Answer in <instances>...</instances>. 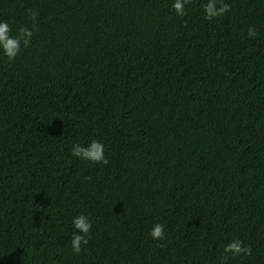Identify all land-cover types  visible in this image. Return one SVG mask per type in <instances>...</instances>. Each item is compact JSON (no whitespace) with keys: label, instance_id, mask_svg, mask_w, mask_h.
Here are the masks:
<instances>
[{"label":"trees","instance_id":"trees-1","mask_svg":"<svg viewBox=\"0 0 264 264\" xmlns=\"http://www.w3.org/2000/svg\"><path fill=\"white\" fill-rule=\"evenodd\" d=\"M201 2L0 0L37 13L0 58V264H216L234 238L252 252L227 264H264V0ZM93 138L107 165L70 155Z\"/></svg>","mask_w":264,"mask_h":264},{"label":"clouds","instance_id":"clouds-1","mask_svg":"<svg viewBox=\"0 0 264 264\" xmlns=\"http://www.w3.org/2000/svg\"><path fill=\"white\" fill-rule=\"evenodd\" d=\"M188 0H171V8L177 16H184L186 13L185 5ZM201 12L203 19L212 20L222 16L230 7L225 0H202ZM26 15L32 22L16 25L15 21L0 19V58L8 62L13 61L21 52L22 48H27L33 39L37 13L27 10ZM247 35L254 37L256 30L253 26L247 29ZM70 155L90 164L109 163L105 154V145L101 140L90 139L86 143H73L70 148ZM92 220L84 213L71 217L70 238L68 247L74 254H79L82 246L88 244V237L92 229ZM148 235L153 240H163L165 237V225L160 222L153 223L148 229ZM251 248L238 239L234 238L225 243L221 249V254L216 259V264H227L230 259L247 257L251 255Z\"/></svg>","mask_w":264,"mask_h":264}]
</instances>
